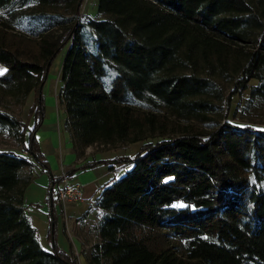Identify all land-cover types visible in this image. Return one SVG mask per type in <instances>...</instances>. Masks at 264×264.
Listing matches in <instances>:
<instances>
[{"label": "trees", "instance_id": "1", "mask_svg": "<svg viewBox=\"0 0 264 264\" xmlns=\"http://www.w3.org/2000/svg\"><path fill=\"white\" fill-rule=\"evenodd\" d=\"M84 1L0 0V133L26 154L0 151V264H78L52 231L43 248L25 206L26 171L50 173L36 133L61 53L58 106L79 154L143 143L95 200L88 264H264V128L230 112L203 126L232 97L264 99V0H97L79 21ZM33 92L23 124L11 107Z\"/></svg>", "mask_w": 264, "mask_h": 264}, {"label": "crops", "instance_id": "2", "mask_svg": "<svg viewBox=\"0 0 264 264\" xmlns=\"http://www.w3.org/2000/svg\"><path fill=\"white\" fill-rule=\"evenodd\" d=\"M62 63L63 56L60 66ZM65 120L62 130L49 131V136L42 140L43 144L40 143L50 173L36 162H33L31 172H26L27 175L31 173L33 179L25 192V206L45 250H52L49 239L52 231L60 250L75 260H88L92 246L100 241L96 228L102 213L95 208V200L103 187L117 180L116 173L131 164L98 165L85 169L87 164L114 160L122 156V151L80 155L71 135L64 129ZM59 147L63 151L60 155L57 153ZM65 172L70 174L69 183L81 186L84 195L80 202L62 206L56 203L60 182L54 184L52 176L61 178Z\"/></svg>", "mask_w": 264, "mask_h": 264}, {"label": "rangeland", "instance_id": "3", "mask_svg": "<svg viewBox=\"0 0 264 264\" xmlns=\"http://www.w3.org/2000/svg\"><path fill=\"white\" fill-rule=\"evenodd\" d=\"M84 16H89L91 18H96L98 16L97 0H85L82 9L81 17L78 19L82 20ZM17 32H22L19 29ZM64 53H61L57 56L55 61L52 63L48 71L47 80L42 90V95L44 97V114L43 121L41 126L37 130V140L43 144V141L47 136H49V131L59 132L63 129V122L65 120V113L58 106V92L60 89V74L61 66L60 62ZM5 67L0 65V69ZM6 69V68H5ZM6 73V72H5ZM4 74V73H3ZM251 86H257L259 81H251ZM232 86L226 84L224 86L225 97L228 99L230 97ZM251 90L246 91L242 96L232 97L228 104H224V111L221 117H217L215 120L210 121L207 124H204L206 128H215L218 124L224 123L227 120L225 114L229 113L228 118L235 124H241L243 126L249 125L259 128H264V99L257 101H250ZM38 101V93L33 92L26 99L25 104L22 106L12 105L11 110L14 112L16 117L23 123L27 124L30 118V113L36 102ZM33 121L30 122V127H33ZM44 139V140H43ZM43 140V141H42ZM157 141V140H154ZM41 146V145H40ZM143 143H136L127 147H121L116 149H108L103 146H91L85 148L83 154L88 153L89 155H95L97 153L103 152H118L122 151V156L116 157L123 159L121 164L129 163L131 159H134L136 155L140 152ZM0 151H14L18 154H24L23 144L15 139H11L8 136L0 133ZM58 155L63 151L59 147ZM119 165V164H115ZM132 169V165H128L124 169L116 173L117 180L122 178L129 170ZM27 172V171H26ZM78 264H88V260H76Z\"/></svg>", "mask_w": 264, "mask_h": 264}, {"label": "built area", "instance_id": "4", "mask_svg": "<svg viewBox=\"0 0 264 264\" xmlns=\"http://www.w3.org/2000/svg\"><path fill=\"white\" fill-rule=\"evenodd\" d=\"M83 195L82 187L70 184L69 177L65 172L60 182L56 203L62 206H65L67 203H78L83 199Z\"/></svg>", "mask_w": 264, "mask_h": 264}, {"label": "snow or ice", "instance_id": "5", "mask_svg": "<svg viewBox=\"0 0 264 264\" xmlns=\"http://www.w3.org/2000/svg\"><path fill=\"white\" fill-rule=\"evenodd\" d=\"M6 71V69H0V75H3V73Z\"/></svg>", "mask_w": 264, "mask_h": 264}]
</instances>
